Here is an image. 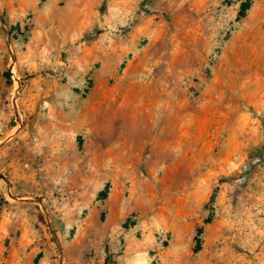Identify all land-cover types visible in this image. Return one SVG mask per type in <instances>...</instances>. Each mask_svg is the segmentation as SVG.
I'll use <instances>...</instances> for the list:
<instances>
[{"label": "rangeland", "instance_id": "obj_1", "mask_svg": "<svg viewBox=\"0 0 264 264\" xmlns=\"http://www.w3.org/2000/svg\"><path fill=\"white\" fill-rule=\"evenodd\" d=\"M0 264H264V0H0Z\"/></svg>", "mask_w": 264, "mask_h": 264}]
</instances>
